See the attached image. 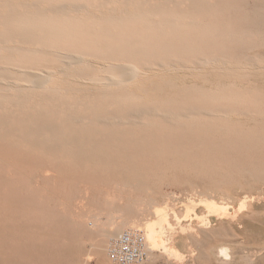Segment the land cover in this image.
<instances>
[{"label": "bare ground", "instance_id": "6f19581e", "mask_svg": "<svg viewBox=\"0 0 264 264\" xmlns=\"http://www.w3.org/2000/svg\"><path fill=\"white\" fill-rule=\"evenodd\" d=\"M244 1L0 0L3 156L83 166L123 185L115 188L157 194L169 172L208 173L223 148L264 144V119L253 116L264 91L236 85L237 72L247 71L250 62L235 67L238 60L203 56L230 41L232 29L264 28L262 2L245 10ZM217 64L210 78L205 67ZM241 115L247 119L236 118ZM51 172L37 168L38 188L41 173L51 178ZM83 186L85 206L92 187ZM135 201L143 203L116 199L111 223L102 222L100 211L80 217L94 220L91 236L92 242L99 238V255H105L100 244L107 238L134 227L145 228L152 249L147 260L161 249V233L139 211L153 208L161 225L167 215L154 201H144L145 211ZM200 204L220 224L239 218L238 208L231 213L215 203ZM63 206L70 208V202ZM194 208L190 203L187 214ZM220 228L225 237L228 230ZM230 247L221 244L218 259L230 262ZM165 248L162 254L182 258Z\"/></svg>", "mask_w": 264, "mask_h": 264}, {"label": "rangeland", "instance_id": "374dc122", "mask_svg": "<svg viewBox=\"0 0 264 264\" xmlns=\"http://www.w3.org/2000/svg\"><path fill=\"white\" fill-rule=\"evenodd\" d=\"M259 1L264 6V0ZM256 2L245 0L242 5L245 10H250ZM232 31L236 35L230 41L203 56L238 60L240 63L235 67L250 62L247 71L237 72L236 85L264 91V28L240 27ZM218 65L206 66L205 73L213 78L215 74L210 72ZM255 109L257 114L253 116L264 119V101ZM236 118L247 119L244 115ZM223 150L231 157L223 151L222 156L217 157L219 159L210 163L213 167L208 173L169 172L157 194H132L128 189L115 188L123 185L118 180L99 177L100 172L91 168L52 160L27 159L22 162L15 155L3 156L5 152L0 151V264H81L89 257V264H115L107 256L111 238L100 244L105 255H99V238L92 242L91 236L94 220L88 218L85 221L80 217L100 211L102 222L111 223L115 213L112 203L119 198L122 205L134 202V199L143 203L154 201L167 215L168 226L167 223L162 226L155 220L156 215L151 214L153 208L150 207L149 212L145 207L147 204L134 203L141 210H147L139 211L140 219L153 222L154 229L161 233L157 244L161 249H157L158 252L144 264H264V144L248 148L240 142ZM38 167L52 171L51 178L41 173L39 188L35 180ZM87 183L92 187V197L84 206L81 199L86 196L83 185ZM81 185L80 194L78 187ZM203 200L215 203L219 208L226 207L231 213L238 208V220L220 224L215 220L216 215L200 204ZM68 201L70 208L64 209L63 204ZM190 203L195 208L187 214ZM243 204H246L244 209ZM207 223H211L212 228L209 237ZM220 227L223 231L228 230L225 237L219 234ZM182 228L187 232L183 234ZM224 243L233 251L230 262L218 259L219 246ZM163 247H166L165 251L181 252L182 258L162 254Z\"/></svg>", "mask_w": 264, "mask_h": 264}, {"label": "built area", "instance_id": "2783aa9c", "mask_svg": "<svg viewBox=\"0 0 264 264\" xmlns=\"http://www.w3.org/2000/svg\"><path fill=\"white\" fill-rule=\"evenodd\" d=\"M148 245L143 227L130 228L110 240L108 257L115 264H141L152 253Z\"/></svg>", "mask_w": 264, "mask_h": 264}]
</instances>
